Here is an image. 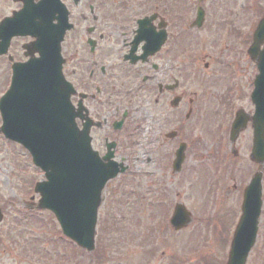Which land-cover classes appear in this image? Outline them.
I'll return each mask as SVG.
<instances>
[{
	"label": "flooded vegetation",
	"instance_id": "obj_1",
	"mask_svg": "<svg viewBox=\"0 0 264 264\" xmlns=\"http://www.w3.org/2000/svg\"><path fill=\"white\" fill-rule=\"evenodd\" d=\"M219 4L220 0H0V97L6 95L10 120L14 114L15 121L25 125L28 114L39 107L43 68L51 70L55 60L59 63L60 55L55 57L57 42L75 124L79 129L89 125L91 146L100 158L111 155V161L125 167L124 174L115 179L126 175L132 165L155 161L166 164L183 188L191 147L200 159L215 160L213 167L218 163L223 166L198 200L213 210H228L230 206L234 217L229 229L231 240L244 189L259 169L250 160L253 114L250 107L235 106L242 100L252 104L257 66L247 52L253 33L247 6L242 7L244 13L238 22L224 25L228 27L225 40L239 39L242 52L229 51L225 58L227 55L214 49L198 57L196 63L189 54V33L209 29L210 25L214 30L221 13L217 12ZM252 65L256 71L253 79ZM25 69H29L28 74ZM36 78L41 85L34 84ZM21 85H26L21 89L27 93L23 106L11 94ZM214 92L222 95L215 99L213 114L230 119L215 133L217 139L203 116L205 99L212 100ZM238 113L247 124L232 139L230 126ZM202 125L209 137L208 150L201 143ZM245 133L250 134L249 171L240 168L241 158L246 157V146L241 144ZM8 143L16 151L15 158L31 162L25 148ZM181 147L183 160L176 169L174 162ZM261 171L263 191L264 164ZM225 192L232 195L228 208L222 203ZM160 196L166 201L167 216L181 204L173 203L167 194ZM160 196L156 193L153 202ZM165 221L169 226L168 219ZM40 245L38 238L30 239L28 246L12 237L0 238V264H24L26 254L38 253Z\"/></svg>",
	"mask_w": 264,
	"mask_h": 264
},
{
	"label": "rangeland",
	"instance_id": "obj_2",
	"mask_svg": "<svg viewBox=\"0 0 264 264\" xmlns=\"http://www.w3.org/2000/svg\"><path fill=\"white\" fill-rule=\"evenodd\" d=\"M220 2L217 12L221 11V13L215 19L214 30L210 25L209 29L189 33L188 49L189 54L194 57V62H197L198 57L214 49L225 55L235 49L242 52L239 39L235 41V37H229L227 41L225 40V31L228 27L224 25L231 21L238 22L236 19L242 18L246 6L249 7L252 30L258 20L264 17V0H220ZM227 57L228 55L225 56ZM198 64L199 69L202 70V63L198 61ZM255 75L256 71L252 65V79ZM205 90L208 92V87ZM240 90L243 92L242 87ZM220 95L221 92H214L212 100L205 99L206 107L203 110L204 124L207 122L209 128H213L210 132L214 136L215 133L220 132L221 127L230 122L229 118L220 116L218 112L214 115L212 112L216 108L215 99ZM235 106H244L246 109L250 107L253 114V105L248 101L236 102ZM202 129L203 132H199L204 135L201 143L204 145V150H208L209 137L204 132L207 129L203 125ZM249 138L250 134L245 133L241 142L246 146V157L241 158L240 162V168L244 171H249L247 150L250 148ZM0 143V208L4 213L1 224V232L4 233L2 237L4 239L9 236L21 237L24 233L26 236L22 238V244L28 246L29 240L32 239L31 234L34 233L33 237H37L41 245L38 247V253L33 251L29 255L26 254L27 264H42V259L46 264H53L54 257L59 264H225L228 251V240H225V237L234 219L230 215V206L227 207L231 200L229 197L232 195L228 196L226 192L221 195L222 203H225L228 210H221L220 207L213 210L210 204L199 203L198 198H202V194L219 173V167L223 168V166H218V163L213 167V164L217 163L215 160L208 157L200 159L191 147L183 172L186 180L183 188L182 182L179 180L180 185L176 180L179 178L170 175L166 164H158L155 161L132 165L126 175L106 185L97 214L95 249L88 254L74 250V245L64 240L53 215L49 212L34 210L30 212L28 218H23L21 215H18L21 218L16 217L19 212L26 209V204L24 205L23 202L31 203L35 196V184L43 177L39 171L38 176L36 175L30 162L15 158V149L6 145L4 139L0 140ZM227 146L230 148L228 143ZM164 149L167 152V147ZM9 164H12L13 168ZM240 174L241 171L235 172L234 176L238 177ZM158 187H163L162 191L157 189L153 194ZM119 192L114 200L113 197ZM156 193L159 196L161 193L167 194L173 203L187 205L186 208L188 207L192 216L187 229L181 230L179 234H173L171 228L165 225L166 201L160 196L156 203L153 202ZM38 199L39 196H36L34 203H37ZM262 199L258 237L246 264H264V183ZM237 217L236 212L235 218ZM50 243L57 244L48 245ZM47 248L55 249L56 255L51 254ZM101 257L105 260L103 258L101 260Z\"/></svg>",
	"mask_w": 264,
	"mask_h": 264
},
{
	"label": "water",
	"instance_id": "obj_3",
	"mask_svg": "<svg viewBox=\"0 0 264 264\" xmlns=\"http://www.w3.org/2000/svg\"><path fill=\"white\" fill-rule=\"evenodd\" d=\"M61 31L59 42H61ZM264 19L253 35V44L248 53L257 62L259 74L254 82L251 96L255 105L253 121V147L251 160L260 166L264 162ZM55 57L58 59L59 47L56 42ZM61 63H54L51 70L43 68V83L39 94V107L29 113L23 122L15 121L5 109L7 98L0 102L3 119L1 132L13 141L23 144L31 153L34 164L43 172L46 181L35 187L41 199L38 207L51 211L60 224L63 234L88 252L93 250L97 209L101 203V192L107 181L118 173L116 164L108 161L111 155L99 159L90 146L89 126L79 130L75 115L70 108L67 84L61 75ZM28 74L29 69H25ZM41 73L42 69L38 68ZM51 72V73H50ZM39 76V75H38ZM16 87L12 99L18 98L23 106L26 89ZM24 116V115H23ZM20 119V118H19ZM246 120L238 116L232 126L231 138L245 127ZM183 160V147L177 152L174 162L176 169ZM261 172L255 174L244 193L242 214L230 246L227 264H245L247 256L254 246L258 219L261 210ZM189 213L183 206L177 205L171 219L175 230L184 228L189 222ZM0 214V220H1Z\"/></svg>",
	"mask_w": 264,
	"mask_h": 264
}]
</instances>
